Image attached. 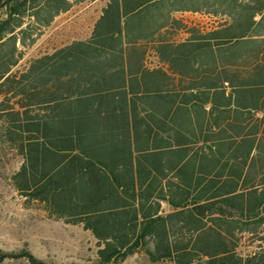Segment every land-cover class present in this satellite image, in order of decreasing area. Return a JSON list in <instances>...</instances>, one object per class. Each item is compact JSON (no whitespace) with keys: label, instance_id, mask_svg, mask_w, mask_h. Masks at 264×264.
<instances>
[{"label":"trees","instance_id":"obj_1","mask_svg":"<svg viewBox=\"0 0 264 264\" xmlns=\"http://www.w3.org/2000/svg\"><path fill=\"white\" fill-rule=\"evenodd\" d=\"M82 1L0 0V145L22 158L15 191L89 231L98 264L137 251L264 264V0H108L88 39L11 73ZM182 12L220 21L203 29ZM149 49L163 67L145 66ZM6 259L46 264L26 250Z\"/></svg>","mask_w":264,"mask_h":264},{"label":"rangeland","instance_id":"obj_2","mask_svg":"<svg viewBox=\"0 0 264 264\" xmlns=\"http://www.w3.org/2000/svg\"><path fill=\"white\" fill-rule=\"evenodd\" d=\"M107 1L84 0L55 17L32 45L22 49V57L11 69V73L24 71L31 60L50 54L73 41L88 39ZM4 14L3 10L0 18ZM175 16L187 25L203 29H209L220 21L219 18L191 12L176 13ZM176 39H184V34L179 33ZM145 65H158L151 49L147 51ZM21 163L22 158L13 149L0 145V251L17 253L26 250L46 264H98L96 239L89 231L81 224H69L48 217L40 204L25 201L15 191L11 176ZM162 208L164 211L169 209L165 204ZM250 246V235H243L241 250L246 251ZM0 264L30 263L25 259H6ZM117 264L173 263L169 260L152 262L144 251H137Z\"/></svg>","mask_w":264,"mask_h":264},{"label":"crops","instance_id":"obj_3","mask_svg":"<svg viewBox=\"0 0 264 264\" xmlns=\"http://www.w3.org/2000/svg\"><path fill=\"white\" fill-rule=\"evenodd\" d=\"M179 34V33H178ZM177 34V35H178ZM184 34V33H183ZM176 35V36H177ZM185 37H186V35L184 34V39H185ZM183 40V39H182ZM178 41H181V40H178ZM153 53H154V51H153ZM147 54V53H146ZM155 54V53H154ZM145 57H146V55H145ZM155 57H156V59H157V62H158V65L157 66H155V67H148V68H158V67H163V64H161L160 62H159V60H158V58H157V56H156V54H155ZM144 64H145V59H144ZM146 66V65H145ZM147 67V66H146Z\"/></svg>","mask_w":264,"mask_h":264}]
</instances>
